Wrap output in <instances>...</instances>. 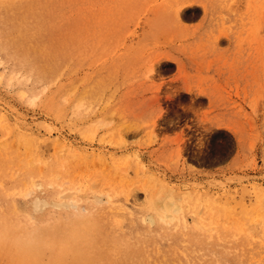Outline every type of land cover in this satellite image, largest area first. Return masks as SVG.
Segmentation results:
<instances>
[{
  "label": "rangeland",
  "instance_id": "obj_1",
  "mask_svg": "<svg viewBox=\"0 0 264 264\" xmlns=\"http://www.w3.org/2000/svg\"><path fill=\"white\" fill-rule=\"evenodd\" d=\"M0 40V160L76 204L33 217L41 264H264V0H0ZM18 180L22 223L48 196ZM170 193L182 220L142 221Z\"/></svg>",
  "mask_w": 264,
  "mask_h": 264
},
{
  "label": "bare ground",
  "instance_id": "obj_2",
  "mask_svg": "<svg viewBox=\"0 0 264 264\" xmlns=\"http://www.w3.org/2000/svg\"><path fill=\"white\" fill-rule=\"evenodd\" d=\"M191 4L192 3H190L189 5H191ZM49 5H51V4H49ZM180 5H181V3H180ZM181 8H183V7L179 6L178 8H176L177 20H178V18H180L181 14L183 13ZM191 10H192V7H191ZM184 12H187V11L184 10ZM190 15H191V13H190ZM158 18H159V16H158ZM160 18H161V16H160ZM160 21H161V19H160ZM165 21H167V20H165ZM157 25L158 24H156V26ZM159 27H161V26H159ZM163 32L167 34L168 31L167 32L163 31ZM5 46L6 45H4V47ZM6 48H8V47L6 46L5 50H6ZM6 55H7V53H6ZM165 59L167 61L176 62L170 56H166ZM48 176L49 175L38 176V175L34 174L33 172L28 171L27 169L16 170L15 168L12 167L11 162L5 163V162L0 160V182L2 180H5V179L19 177L18 183L16 185L12 186V189L14 188V190L17 191L18 195H20L22 197H25L26 195H28L30 193V191H29V193H27L22 189L25 186H30L32 192H36L37 189H35V188H38V189L45 188L44 192L46 193V195L48 197H51V200H49L48 197L47 198H43L40 196L35 197L34 200L31 202V205H28L27 209L25 210V214H24L25 220L22 223H20L18 220L15 221L16 217L13 220H12V218L9 219L6 216L5 210H3L2 207H0V253L3 252L4 249L9 248V253L12 254L14 256V258L17 261H20L22 264H41L44 253L48 249H53L54 247H56V244L54 241L57 239L56 233L60 230L59 227H54V224L50 223V222H52L51 218L46 223H44L43 226L37 227L36 223L32 222V220L34 219L33 217L36 214L41 213L44 210H46L48 207L53 209L51 211H60V210H63L64 208H68V207H72V206L76 205L73 202L57 199V198H60V199L61 198H69L73 195V193L61 195L56 190L47 189V186L53 187L52 184H50L49 182H47L45 180ZM161 182H163V180ZM57 186L60 188V185H57ZM165 193H167V191ZM259 193H261V194H259ZM259 193H258L259 198H263L264 197L263 191L259 192ZM8 194L9 193L7 191H5V189L1 188V183H0V199L8 196ZM164 194H163V196H160V197L153 196V195L148 196L146 211L149 213L147 214L146 218H143V217L141 218L142 221H149L150 223H164L165 222L167 224H172V223H170L171 220L172 221L182 220V219H180L181 216H178L180 211L183 209V206L181 205V198L179 196L178 197L174 196L173 194L170 193V195H169L170 200H167V198H166V196H164ZM54 196H56V197H54ZM184 198H185V196H184ZM190 198L191 197L189 196V198H186L184 200V204L187 205V207H192L191 206L192 203H191ZM100 199L101 198H99V200ZM213 201L214 200H209L206 204L210 207V209L212 207L213 211H215L216 208H218V207H214L216 204ZM211 202H212V204H210ZM126 203L127 202L121 203L120 210L125 211V212L129 211L128 204L126 205ZM262 204H264V203H262ZM196 207L197 206H195V208ZM194 210L195 209H193V211ZM183 211H184V209H183ZM17 219H18V217H17ZM200 223H201V220H200ZM21 226L24 228H27L29 230L25 234H22V227ZM60 226H61V224H60ZM178 226H179V224L175 223L174 228H177ZM40 227L44 228L46 231L41 232ZM31 228L34 230L31 231ZM186 230H188V229H186ZM194 231H195V229H194ZM190 233H192V232L190 231ZM41 239L43 240L42 242H40ZM196 248L197 247L195 246V249ZM204 260L205 259H203V261Z\"/></svg>",
  "mask_w": 264,
  "mask_h": 264
},
{
  "label": "crops",
  "instance_id": "obj_3",
  "mask_svg": "<svg viewBox=\"0 0 264 264\" xmlns=\"http://www.w3.org/2000/svg\"><path fill=\"white\" fill-rule=\"evenodd\" d=\"M176 71H177V68H176Z\"/></svg>",
  "mask_w": 264,
  "mask_h": 264
}]
</instances>
